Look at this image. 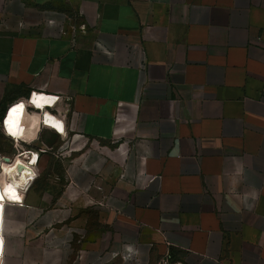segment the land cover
<instances>
[{"label":"crops","instance_id":"1","mask_svg":"<svg viewBox=\"0 0 264 264\" xmlns=\"http://www.w3.org/2000/svg\"><path fill=\"white\" fill-rule=\"evenodd\" d=\"M35 92L1 264H264V0H0V121Z\"/></svg>","mask_w":264,"mask_h":264},{"label":"built area","instance_id":"2","mask_svg":"<svg viewBox=\"0 0 264 264\" xmlns=\"http://www.w3.org/2000/svg\"><path fill=\"white\" fill-rule=\"evenodd\" d=\"M81 28H83V26ZM138 46L139 45H134L133 47L138 48ZM38 101H43V103L37 104ZM60 103L64 104L61 110L58 109V105ZM17 105H23L25 111L29 116L34 115V113H36L39 116L38 127L36 129L34 136L30 139H25L22 136H14L8 131L5 125V118L8 112ZM69 110H70L69 98L64 99L58 94L43 93V92H35L31 97L27 99L13 101L5 107L0 121V132L5 139L10 141V148L12 152L10 156H0V174L2 173V166H1L2 164L11 165L13 164V162H14L13 165L19 166V169L23 167V165L25 168L29 169L32 175L27 176L23 189H20L22 195L29 189V187L33 184V182L36 180V178L39 175V170L37 167L38 156L40 154L46 153L47 151L45 148H38L35 152L36 158L33 161L32 155L34 149L32 148L31 145L39 140L40 135L43 133V131H51L62 139L66 138L67 131L65 127V121ZM46 113H49L51 118H53L54 121L61 126V129H57L54 125H48L45 122L44 117ZM17 158L23 161V165L16 164ZM21 201H22V197L20 201L18 200L15 202L7 201V204L17 205L21 207L23 205ZM2 255H3V241H2V250L0 252V264H1Z\"/></svg>","mask_w":264,"mask_h":264},{"label":"bare ground","instance_id":"3","mask_svg":"<svg viewBox=\"0 0 264 264\" xmlns=\"http://www.w3.org/2000/svg\"><path fill=\"white\" fill-rule=\"evenodd\" d=\"M44 118H45V122L48 125H54L57 129L58 128L61 129V126L57 122H55L53 118H51L49 113H46ZM38 124H39V116L36 113H34V115L29 116L25 111L23 105H17L13 107L8 112L5 118V125L8 131L14 136H22L25 139H30L34 136ZM35 158L33 159V161L35 160ZM16 161H17L16 162L17 165H23V161L21 159L17 158ZM13 164L11 165L2 164L3 173H5L6 175L7 183H5L2 180L3 173H1L0 174V202H1L0 207L3 204V202H6V200L11 202L14 201L15 199H18L17 196L19 195L17 194V192H20V189H23L25 174H27V176L32 175L29 169L25 168L24 165L19 169V166ZM9 175H10V179H9ZM1 250H2V239H1L0 252Z\"/></svg>","mask_w":264,"mask_h":264},{"label":"rangeland","instance_id":"4","mask_svg":"<svg viewBox=\"0 0 264 264\" xmlns=\"http://www.w3.org/2000/svg\"><path fill=\"white\" fill-rule=\"evenodd\" d=\"M10 144L3 138H0V148L3 150H8Z\"/></svg>","mask_w":264,"mask_h":264}]
</instances>
